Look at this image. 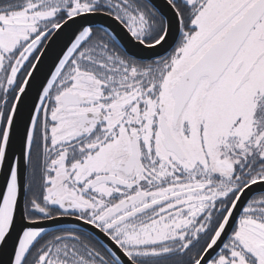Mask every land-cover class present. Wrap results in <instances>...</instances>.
<instances>
[{"label": "snow or ice", "instance_id": "1", "mask_svg": "<svg viewBox=\"0 0 264 264\" xmlns=\"http://www.w3.org/2000/svg\"><path fill=\"white\" fill-rule=\"evenodd\" d=\"M0 264H264V0H0Z\"/></svg>", "mask_w": 264, "mask_h": 264}]
</instances>
